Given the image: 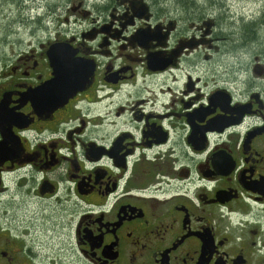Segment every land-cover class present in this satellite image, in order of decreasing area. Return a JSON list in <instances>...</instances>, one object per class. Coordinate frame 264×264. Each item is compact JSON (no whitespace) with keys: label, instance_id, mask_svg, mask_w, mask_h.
<instances>
[{"label":"flooded vegetation","instance_id":"1","mask_svg":"<svg viewBox=\"0 0 264 264\" xmlns=\"http://www.w3.org/2000/svg\"><path fill=\"white\" fill-rule=\"evenodd\" d=\"M104 1L0 54V264H264V6Z\"/></svg>","mask_w":264,"mask_h":264},{"label":"rangeland","instance_id":"2","mask_svg":"<svg viewBox=\"0 0 264 264\" xmlns=\"http://www.w3.org/2000/svg\"><path fill=\"white\" fill-rule=\"evenodd\" d=\"M151 1L161 10L166 8L167 2L174 6L177 3V0ZM224 1L246 16L260 14L264 6V0ZM105 3L104 0H31L20 5L0 0V54L12 49L19 51L31 42L52 40L57 30L80 31L88 24L85 12L95 15Z\"/></svg>","mask_w":264,"mask_h":264},{"label":"trees","instance_id":"3","mask_svg":"<svg viewBox=\"0 0 264 264\" xmlns=\"http://www.w3.org/2000/svg\"><path fill=\"white\" fill-rule=\"evenodd\" d=\"M11 1L19 2L20 5H23L26 1H31V0H11Z\"/></svg>","mask_w":264,"mask_h":264},{"label":"water","instance_id":"4","mask_svg":"<svg viewBox=\"0 0 264 264\" xmlns=\"http://www.w3.org/2000/svg\"><path fill=\"white\" fill-rule=\"evenodd\" d=\"M68 95H69V94H68V93H66V95H65V96H63V97H66V98H67V97H68Z\"/></svg>","mask_w":264,"mask_h":264}]
</instances>
